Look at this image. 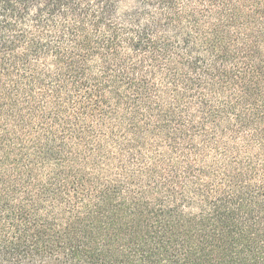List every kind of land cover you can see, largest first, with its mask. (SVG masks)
<instances>
[{"label":"trees","instance_id":"trees-1","mask_svg":"<svg viewBox=\"0 0 264 264\" xmlns=\"http://www.w3.org/2000/svg\"><path fill=\"white\" fill-rule=\"evenodd\" d=\"M0 264H264V0H0Z\"/></svg>","mask_w":264,"mask_h":264}]
</instances>
